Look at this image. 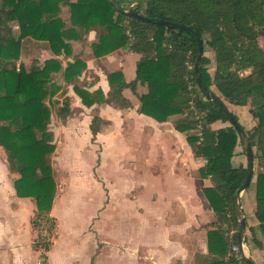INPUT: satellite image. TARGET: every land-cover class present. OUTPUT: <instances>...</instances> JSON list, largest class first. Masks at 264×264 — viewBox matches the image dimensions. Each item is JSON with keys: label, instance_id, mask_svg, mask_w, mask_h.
Masks as SVG:
<instances>
[{"label": "trees", "instance_id": "16d2710c", "mask_svg": "<svg viewBox=\"0 0 264 264\" xmlns=\"http://www.w3.org/2000/svg\"><path fill=\"white\" fill-rule=\"evenodd\" d=\"M63 8L67 9L65 19ZM132 10L145 19L123 14L109 0H0V147L8 170L15 175V194L31 198L35 205L30 218L36 231L33 247L45 255L52 239L41 240L40 233L44 230L53 237L56 224L50 215L57 190L52 106L60 121L72 115L66 96L71 85L86 107L107 102L128 108L131 102L122 91L128 88L136 93L140 85L146 89L137 94L138 112L158 122L174 117L172 125L184 133L193 156L205 160L198 173L211 181L202 191L213 220L205 226L207 250L197 252L192 264H247L238 258L239 252L231 250L237 245L239 228L234 193L247 174V165L232 164L241 143L239 134L220 105L195 84L197 42L193 35L156 20L182 23L197 32L203 39L202 83L225 104H249L255 120L249 129L231 112L246 133L259 167L254 177L253 215L264 236V50L258 43V37L264 36V0H139ZM26 38L40 42L52 56L42 62L33 58L29 66L17 64ZM73 41L80 43L78 52L73 50ZM205 46L213 52L212 74L206 67ZM117 49L139 54L135 77L126 82L119 70L109 72L108 99L100 89L84 88L80 76L86 63L81 56L99 58ZM53 73H59V78L54 80ZM216 121L228 125L213 129ZM99 122L94 114L89 123L92 140ZM197 124L202 125L200 142ZM248 237L244 236L245 242L261 246L252 228Z\"/></svg>", "mask_w": 264, "mask_h": 264}, {"label": "crops", "instance_id": "0c3cea01", "mask_svg": "<svg viewBox=\"0 0 264 264\" xmlns=\"http://www.w3.org/2000/svg\"><path fill=\"white\" fill-rule=\"evenodd\" d=\"M135 2L136 0H123V5L133 6ZM72 44L74 52L81 49L79 42L73 41ZM34 45L26 44L22 51H36V54H32V59L37 58L39 62L52 56L40 42H35ZM129 52L128 49H117L99 58L82 55L81 58L86 63V69L80 76L84 81V88L90 92L100 89L107 98L110 90L107 81L109 72L119 70L124 81H131L135 77L136 61L139 56L124 65L120 60V54L129 55ZM52 76L54 80L58 79L59 73H53ZM145 89L144 86L138 85L136 93H133L125 88L122 94L131 102V106L122 109L107 102H96L86 107L81 103L72 86L67 87L66 96L69 97L70 106L74 110L67 118L79 117L84 121L90 142L100 143L101 156L113 153L115 148H120L123 154H126L125 151L129 154L128 167L118 165L124 170L131 169L128 172L132 174L135 186L129 192V195L133 194L130 198L136 203L135 208L140 218L146 210L142 197L148 189L146 203L150 206L151 215L148 224L158 231L154 241H138L131 246L119 242L112 244L108 238L107 225L102 220L96 221L101 242L106 245L93 264H103V260L121 252H127L130 258L128 263L123 264H192L197 252L205 253L207 250L205 226L213 215L202 189L211 185V181L199 176L198 168L202 164L194 160L196 157L193 156L184 133L173 127L174 117L158 122L138 112L140 103L137 94L144 92ZM94 114L99 116L100 122L95 139L92 140L89 123ZM67 118L61 122L65 123ZM223 126L211 127L217 129ZM57 149L55 148L52 155L53 168ZM101 161V165H104L102 158ZM14 177L15 175L7 168L5 154L0 147V264H37L41 252L33 247L36 231L30 224L35 205L31 198H22L15 194L12 185ZM102 181L108 185L110 199L114 190L103 176ZM58 200L56 202L54 199L50 215L54 218L58 217V221L62 222L64 205ZM60 208L62 211L59 212ZM242 210L244 213L243 207ZM244 218L246 222L245 213ZM67 226L62 228L59 224H55L52 244L44 255L43 264H91L89 251L72 254L62 253V250H57L58 247L55 249L56 244L60 242L61 230L62 233L70 230ZM80 232L81 234L77 231L78 235H83V231ZM250 245L252 243H249L248 247ZM109 249L113 250L111 254ZM248 249L252 260L255 264H259L255 256L259 255L261 250H257L255 255L250 247Z\"/></svg>", "mask_w": 264, "mask_h": 264}, {"label": "rangeland", "instance_id": "374dc122", "mask_svg": "<svg viewBox=\"0 0 264 264\" xmlns=\"http://www.w3.org/2000/svg\"><path fill=\"white\" fill-rule=\"evenodd\" d=\"M117 1L123 3V0ZM61 16L64 19L67 17L66 8L62 9ZM13 29L16 30V27L14 26ZM35 42L38 41H32L28 38L24 40L25 47L26 44L34 45ZM258 43L264 50V36L258 37ZM32 54H36V51H22L17 64L22 62L28 66L29 61L32 59ZM116 54L119 55V53ZM204 55L208 58L206 67L209 73L212 74L214 64L213 52L208 46H205ZM138 56V53L130 51L129 55L120 54V60L124 65H127L128 61L132 62ZM248 71L249 69L244 70V73ZM215 92L218 94L217 91ZM226 105L229 110H232L237 115L239 123L245 129H249L255 123L249 111V104L240 106L226 103ZM52 109L50 128L55 134V148H58L57 153L54 155L53 163L54 178L57 185L54 199L56 202L59 199L58 201L64 205V212L62 213L63 221H58V217L56 216L55 219L56 224H59L60 227L64 228L67 225V227H70L69 231L63 230V233L61 230L62 237L60 236L59 240L61 243H57L55 249L58 247L57 250H62V253L71 252L72 254L74 252L82 253L83 251H89L91 264L95 263L104 249L103 246L106 245L101 242L99 229L95 225L96 221L99 220H102L107 225L108 238L112 244L119 242L120 244L131 246L138 241H154L158 235V231H155L154 227L148 224V221L151 219L150 206L146 203L149 195L148 189L142 197L143 203L146 204V210L139 218L135 208L136 203L130 198L133 194L130 193L129 195L130 190L135 186L132 174L128 172L131 169L124 170L118 165L128 167L127 160L129 154L127 151L124 152L126 154H123L120 148H115L113 153L110 152L107 156H101L102 148L100 143L90 142V136L86 134L85 123L81 118H67V121L64 123L55 116L54 106H52ZM220 125L226 126L228 123L216 121L211 124L212 127ZM235 152L232 164L234 166L238 164L246 165L247 159L241 143L236 146ZM101 158L104 165H101ZM198 164L203 165V162L200 161ZM195 165L198 166L197 164ZM256 170H259V167L254 161V176L249 186L243 192L241 204L246 216L244 233L247 240L249 239L250 228H252L255 237L261 243L260 247L254 244L250 245V250L255 255L257 250H261L259 255L255 256V259L259 264H264V236L253 215L255 205L254 177ZM101 175L104 177V180H107L111 184V188L114 190L110 195V199L108 185L102 181ZM58 211L60 212L62 209L60 208ZM81 230L83 231V235L79 236L77 231L81 234ZM42 232L45 231L43 230ZM51 236L49 235V239H52ZM246 245L248 246L247 242ZM112 251L109 249L110 254ZM128 256L127 252L115 253L112 257L103 260V264L128 263V259H130Z\"/></svg>", "mask_w": 264, "mask_h": 264}, {"label": "water", "instance_id": "95a60500", "mask_svg": "<svg viewBox=\"0 0 264 264\" xmlns=\"http://www.w3.org/2000/svg\"><path fill=\"white\" fill-rule=\"evenodd\" d=\"M109 1L118 11L122 12L123 14H126L134 18H138V19H145V17L141 16L139 13L132 10L133 6L139 0H136L133 6H127V7H122L120 4L116 2V0H109ZM156 23L163 25L165 27L181 28L183 30L190 32L193 35V37L195 38L197 42V55L194 61L195 84L202 94H204L206 97H209L211 100L216 101L220 105L221 109L228 117L230 124L233 125V127L236 129V131L239 134L241 144H242V147L245 152L246 159H247V164H246L247 174H246L244 183L240 185L234 193V207H235V213H236L238 224H239V228L237 232V245L240 249L241 256L242 258H244L245 262L247 264H255V262L252 260L250 256L248 246L246 245V242L244 241V232L246 228V222H245V218H244V214L242 210V204H241V194L248 187V185L250 184L254 176V158H253V153H252L249 139L246 133L241 129L240 124L234 118L232 112L228 109L227 105L218 96L214 95L211 89L206 88V86L202 83L200 79L199 60L203 54V39L199 36V34L195 32L194 30H192L189 26L184 25L182 23L172 22V21L163 20V19L156 20Z\"/></svg>", "mask_w": 264, "mask_h": 264}, {"label": "built area", "instance_id": "2783aa9c", "mask_svg": "<svg viewBox=\"0 0 264 264\" xmlns=\"http://www.w3.org/2000/svg\"><path fill=\"white\" fill-rule=\"evenodd\" d=\"M191 67H192V65L188 64V68H191ZM189 88H191V86H189ZM201 130H202V125L201 124H197L196 129H195V134L199 137L198 142H200L201 139H202V131ZM195 159H196L197 162L202 161L203 164L205 162V160H202V159H199V158H195ZM40 238H41V240H44V239L48 240L49 239V235H48V233L46 231L45 232H41L40 233ZM231 250L233 252L237 253V254L239 252L238 258L242 257L238 245H236V244L232 245ZM40 252H41L40 253V257H39V260L37 261V264H43V262H44V255H43L42 250H40Z\"/></svg>", "mask_w": 264, "mask_h": 264}]
</instances>
